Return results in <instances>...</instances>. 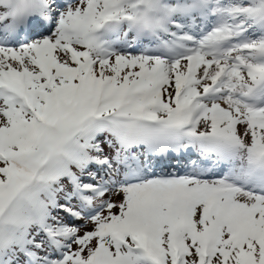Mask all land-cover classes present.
Wrapping results in <instances>:
<instances>
[{
  "label": "snow or ice",
  "instance_id": "6c2138e0",
  "mask_svg": "<svg viewBox=\"0 0 264 264\" xmlns=\"http://www.w3.org/2000/svg\"><path fill=\"white\" fill-rule=\"evenodd\" d=\"M0 264H264V0H0Z\"/></svg>",
  "mask_w": 264,
  "mask_h": 264
}]
</instances>
